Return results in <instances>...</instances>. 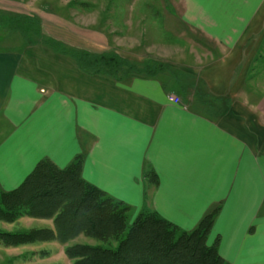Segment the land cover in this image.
I'll use <instances>...</instances> for the list:
<instances>
[{
    "label": "crops",
    "instance_id": "crops-1",
    "mask_svg": "<svg viewBox=\"0 0 264 264\" xmlns=\"http://www.w3.org/2000/svg\"><path fill=\"white\" fill-rule=\"evenodd\" d=\"M63 6L39 16L49 40L137 61L120 35ZM179 20L193 40L178 35L176 65L217 99L214 115L159 74L90 73L45 41L2 45L0 188L20 186L42 159L64 168L82 154V177L137 211L149 204L191 229L216 208L221 256L264 264V98L254 102L264 95L254 75L264 67V0H182Z\"/></svg>",
    "mask_w": 264,
    "mask_h": 264
},
{
    "label": "trees",
    "instance_id": "trees-1",
    "mask_svg": "<svg viewBox=\"0 0 264 264\" xmlns=\"http://www.w3.org/2000/svg\"><path fill=\"white\" fill-rule=\"evenodd\" d=\"M0 26L7 27L9 35L19 33L26 43H35L27 41L31 36L44 41L41 20L36 15L0 9ZM47 40L90 73L121 76L118 71L125 65L133 68L127 59L112 53L94 56ZM82 161L80 154L66 167L59 168L50 159H42L20 186L9 191L0 188V217L10 221L25 209L33 216L52 219L53 232L63 243L79 234L93 237L96 244L68 247L73 264H227L216 244L205 243L216 208L207 212L191 231L180 230L158 212L143 211L128 223L125 212L129 205L86 181L82 177ZM149 176L154 179L153 174ZM36 233L37 230L0 232V237L15 243L29 240Z\"/></svg>",
    "mask_w": 264,
    "mask_h": 264
},
{
    "label": "rangeland",
    "instance_id": "rangeland-1",
    "mask_svg": "<svg viewBox=\"0 0 264 264\" xmlns=\"http://www.w3.org/2000/svg\"><path fill=\"white\" fill-rule=\"evenodd\" d=\"M61 4L65 7H75L80 17L79 21L94 24L96 23L95 18H97L99 22L96 26L99 24L125 40L122 43V48L126 51V55H134L137 61L125 58L119 52H112L122 59H127L128 64L133 66L130 68L125 65L118 71L120 75L159 74L169 82L170 86L176 88L179 86V89L182 90V97L186 99L191 108L205 110L212 115L216 113L212 105H216L214 101L217 99L212 95H202L205 94L204 88L198 79L181 78L180 74L185 71L176 65L175 60L179 49L178 35L180 33L186 35V42L193 40L191 34L180 24L182 0H0V9L42 16L43 21L46 22L47 18L50 19V10L52 13H62V9L59 7ZM42 23L41 20L42 40L47 42L48 38L43 34ZM9 33L11 32L7 27L0 26V41L2 42L0 47L20 48L24 44V38L19 33L15 32L11 35ZM38 40V37L31 36L27 41L37 42ZM62 48L64 47L62 46ZM254 75H259L255 81H258L260 87L263 88L264 85L261 86V82L264 81V67H255ZM195 82L196 85H191ZM263 98L264 95L254 102H259ZM151 180L152 188L155 180ZM143 209L137 211L129 205L125 212L128 216V223L133 222L143 211L146 213L156 212L149 204ZM216 216L217 212L214 220ZM193 228L183 229L180 227V230L191 231ZM30 230H37L36 236L32 234L26 241L19 240V242L13 243L0 237V264H73V258H70L67 252L69 246L97 243L93 237L83 234L63 243L57 239L53 232L52 219L33 216L25 209L10 221L0 217L1 233ZM210 233L209 231L205 243L207 246L216 244L214 246L219 252V239L211 243ZM116 244V241L113 240L112 245ZM227 264L229 263L227 262Z\"/></svg>",
    "mask_w": 264,
    "mask_h": 264
}]
</instances>
